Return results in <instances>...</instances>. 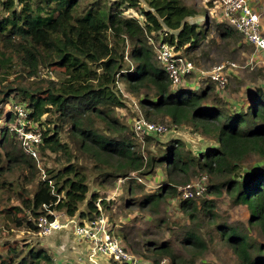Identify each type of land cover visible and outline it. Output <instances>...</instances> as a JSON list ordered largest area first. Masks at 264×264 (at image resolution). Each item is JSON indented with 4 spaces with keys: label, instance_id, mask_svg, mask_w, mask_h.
Segmentation results:
<instances>
[{
    "label": "trees",
    "instance_id": "trees-1",
    "mask_svg": "<svg viewBox=\"0 0 264 264\" xmlns=\"http://www.w3.org/2000/svg\"><path fill=\"white\" fill-rule=\"evenodd\" d=\"M116 4L118 8L92 3L79 11L80 0L0 2V105L12 95L26 103L31 118L43 131L40 157L52 153L58 156L57 162L63 163L58 169L45 168V179L39 177L33 190L25 189L20 182H34L39 169L23 153L14 136L3 129L0 190L11 193L21 205L8 209L7 217L12 218L16 227L24 226L32 232L38 231L36 223L41 216L54 219L49 212L77 215L87 221L97 219L98 196L87 199V178L77 163L81 158L95 161L102 176L113 181L129 179L131 173L141 169L152 174L160 168L166 175V184L157 193L145 195L140 206L156 205L165 197L177 198L180 209L195 220L198 199L182 200L175 183H188L185 178L197 167L208 176L207 194H219V186L225 188L234 205L246 207L248 225L259 229L264 237V91L256 90L246 107L229 111L211 81L198 91L188 85L172 88L167 74L154 60L147 35L155 34L157 38L160 33H167L165 39L178 51L195 47L206 36L197 24L186 20L195 12L182 0H147L151 10H142L140 21L122 15L119 10L122 5L136 8L137 0H119ZM216 29L223 40L238 34L228 24L216 25ZM15 62L28 77L36 75L39 69H47L61 72L62 79L40 81L33 86L25 85L26 81L16 87L2 85L6 80L2 76L12 71ZM190 77L187 75L186 80ZM119 82L129 94L139 96L145 120L168 118V122L159 123L169 124V129L191 124L203 129L199 130L205 135L212 134L220 146L191 154L183 143L176 141L167 144L157 156L145 159L134 150L133 141L125 136L124 128L114 117L115 109L123 105ZM45 123L47 129H43ZM64 132L67 141L61 139ZM151 141L153 137L144 138V143ZM249 157L259 160L257 166L243 168ZM15 174L13 184L8 178ZM209 176L221 177L219 186L209 185ZM84 202L86 210L81 211L79 207ZM203 204L205 212L212 216L213 202L205 200ZM25 210L26 216L22 214ZM216 228L240 264H264V244L247 231L227 224ZM113 235L126 242V235ZM183 243L193 250L186 260L167 243L151 245L146 250L134 246L130 249L153 264L165 258L170 264H196L198 255L207 250L206 242L193 229L185 232ZM0 247L4 251L0 253V264H58L43 248H19L8 243Z\"/></svg>",
    "mask_w": 264,
    "mask_h": 264
},
{
    "label": "rangeland",
    "instance_id": "rangeland-1",
    "mask_svg": "<svg viewBox=\"0 0 264 264\" xmlns=\"http://www.w3.org/2000/svg\"><path fill=\"white\" fill-rule=\"evenodd\" d=\"M118 1L80 0L79 11L86 9L92 3L98 2L118 8L116 4ZM137 1L139 5L136 8L126 7V5L119 7L122 15L135 17L141 21L140 12L151 9L147 5V0ZM249 1L254 10L260 15L261 32L264 36V0ZM182 3L195 12L194 16L186 19L187 22L197 24L206 35L195 47H185L180 51L188 60L192 61L195 68L191 77L185 82L188 86L192 85L193 91H198L200 87V89H203L209 84L206 73L212 67L224 62H233L237 65V68L229 72L226 86L222 89L215 86V92L220 100L224 101V105L229 111L246 107L256 90L261 89L264 91V53L257 52L252 46L245 43L238 34L233 39L224 40L219 36L216 25H227L228 23L222 18L220 5L217 0H182ZM14 65L9 74L2 76L6 79L2 81V85L9 84L11 87H16L26 81L25 85L28 86L29 83V86H33L40 81L62 79L61 72L50 70L51 74H49L47 69H39L36 75L28 77L17 62ZM117 88L122 94L123 105L115 109L114 117L124 128L125 136L133 141L134 150L140 152L145 159L157 156L164 151L167 144L176 141L183 143L185 150L191 154H198L203 149L208 150L211 147L220 146L212 134L205 135L201 132L203 129L199 128L200 131L188 123L170 128L168 133L153 137V141L141 144L138 139H134L131 130L134 120L138 116H144V112L138 103L139 96L129 94L120 82L117 84ZM12 103L23 102L16 100L12 95L4 104L0 105V129L4 127V113ZM45 119H47L46 116L43 117V121ZM166 120L168 118L162 120L154 117L153 121L158 123L168 122ZM47 125L45 123L43 129H47ZM52 126L53 124L49 125L50 128ZM61 139L62 141H67L65 132L61 133ZM57 157V155L52 153L45 154V156L41 155L40 167L44 173L45 168L58 169L63 165L62 162L56 161ZM258 162L259 160L256 157H249L243 164V168L257 166ZM77 163L87 178L89 187L87 199L94 194L98 196L96 206L99 204L97 208L100 215L105 218L113 233L118 232L126 235L124 245L131 252V246L146 250V248L151 249V245L156 246L167 243L181 259H189L193 254V250L190 245L183 243V238L188 229H193L207 244V250L198 255L196 264L201 261L207 264H240V260L234 254L232 248L221 240L216 228L219 224H227L242 231H247L250 237L258 243L264 244V237L259 229L248 225L249 213L246 207L234 205L229 199L225 188H220L218 185L222 181L221 177L209 176V185H218L219 194L211 191L198 199L196 204L198 212L195 220H192L184 210L180 209L177 198L165 197L156 205L147 204L144 207L140 206L145 195L157 193L160 187L166 184V175L158 167L152 174H145L146 170L141 169V171L131 173L133 176L129 179L113 181L102 176L99 166L96 168L97 163L92 159L80 158ZM202 172L201 169L194 167L189 171L185 179L186 181L193 180L199 174H203ZM16 177L17 174L10 175L8 181L15 184L14 180ZM39 177L42 179L40 172L34 182L29 185L20 182V186L33 190ZM135 177H138L140 181ZM175 184L177 188L182 185V182ZM205 200L213 202L212 216L208 215L204 210L203 202ZM18 206L21 207L20 203L11 193L0 190V245L8 243L9 245H18L19 248H23L24 245L43 248L58 264L86 263L77 259L81 252V249L79 250L81 245L75 240L70 229L66 230L61 237L52 235L48 238H41L37 236L36 232L30 231L24 226L16 227L12 223V218L7 217L6 211ZM79 210H86L85 202L80 205ZM22 214L26 216L28 212L25 210ZM54 216L59 219L64 218L65 214L63 212H54ZM75 216L76 219L78 216ZM59 238L60 241L56 240ZM3 252V249L0 250L1 254ZM135 255L143 259L142 256ZM146 255L149 256L148 253ZM143 260L152 263L150 260ZM167 264H170L169 259Z\"/></svg>",
    "mask_w": 264,
    "mask_h": 264
},
{
    "label": "built area",
    "instance_id": "built-area-1",
    "mask_svg": "<svg viewBox=\"0 0 264 264\" xmlns=\"http://www.w3.org/2000/svg\"><path fill=\"white\" fill-rule=\"evenodd\" d=\"M4 0H0L2 2ZM220 5L222 18L237 32L245 43L257 52L264 53V36L261 32L260 15L254 10L249 0H217ZM167 33L162 32L156 38L155 34L147 35V42L152 47L154 60L167 74L172 88L178 89L187 85L186 76L193 74L195 68L174 45L165 39ZM233 62L220 63L206 73L209 81L223 88L228 82L229 72L236 69ZM49 74L51 72L48 71ZM4 130L13 135L23 153L32 158L45 179L44 171L40 167V151L43 131L38 123L31 118V110L24 103H12L4 113ZM0 129V132L3 130ZM133 135L141 144L145 137H156L168 133L166 123H154L138 116L131 127ZM140 181V179H138ZM49 183H51L49 181ZM208 191V176L199 174L195 179L178 187V194L182 200H197ZM99 207V204H97ZM54 216V212H49ZM68 217V216H67ZM57 218L49 220L47 215L41 216L37 223L38 237L48 238L53 234L70 229L78 244H83L87 264H153L149 263L126 248L124 243L113 235L112 230L101 215L94 220L87 221L74 218ZM168 259H162L158 264H167Z\"/></svg>",
    "mask_w": 264,
    "mask_h": 264
},
{
    "label": "crops",
    "instance_id": "crops-1",
    "mask_svg": "<svg viewBox=\"0 0 264 264\" xmlns=\"http://www.w3.org/2000/svg\"><path fill=\"white\" fill-rule=\"evenodd\" d=\"M191 87H192V85H191ZM4 120H5V118H3ZM64 217H67L66 215L64 216ZM75 217L76 216H74V217H67V218H74L75 219ZM76 219H79V217H77ZM66 230H69V229H64L62 232H60V233H57L56 235H54V236H58V237H61L62 235H64L63 233L66 231ZM56 240H59L60 241V238L59 239H56ZM61 243V242H60ZM62 245V244H61ZM84 247L85 246H83L82 247V244H81V246H80V248H79V250L81 249V254L79 253V257L77 258L80 262H87L86 260H85V257H84V253L86 252L85 250H84ZM86 264V263H85Z\"/></svg>",
    "mask_w": 264,
    "mask_h": 264
}]
</instances>
